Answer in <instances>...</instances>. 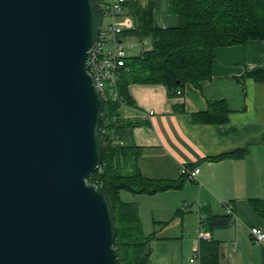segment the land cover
<instances>
[{"label": "water", "instance_id": "1", "mask_svg": "<svg viewBox=\"0 0 264 264\" xmlns=\"http://www.w3.org/2000/svg\"><path fill=\"white\" fill-rule=\"evenodd\" d=\"M97 0H0V264H120L89 71Z\"/></svg>", "mask_w": 264, "mask_h": 264}, {"label": "crops", "instance_id": "2", "mask_svg": "<svg viewBox=\"0 0 264 264\" xmlns=\"http://www.w3.org/2000/svg\"><path fill=\"white\" fill-rule=\"evenodd\" d=\"M148 2L153 4L154 28L180 25L170 12V0H127L126 14L134 29L137 7ZM143 43L135 55L149 48L148 41ZM257 69V76L264 75L260 40L216 49L212 79L198 88L187 84L171 96L163 85L129 86L137 110L127 116L149 124L133 130L142 175L179 183L184 167L201 170L196 180L186 179L177 189L134 195L136 202L131 203L151 237L149 264H200L201 254L192 262L200 253L199 229L218 242L219 264H264V243L251 235L253 228L264 233V80L247 76ZM213 102L225 105L228 122L208 124L203 117L195 122L192 115L205 113ZM240 151L245 155L226 157ZM206 215H228L232 222L227 228L206 230L201 227Z\"/></svg>", "mask_w": 264, "mask_h": 264}, {"label": "trees", "instance_id": "3", "mask_svg": "<svg viewBox=\"0 0 264 264\" xmlns=\"http://www.w3.org/2000/svg\"><path fill=\"white\" fill-rule=\"evenodd\" d=\"M170 12L179 17L177 28L156 29L153 26V4L139 5L136 11L137 28L125 36L149 42L138 55L129 56L120 70L114 88L117 98L109 91L104 104V152L98 171L88 182L101 187L109 195L116 218L115 249L120 264H149L151 237L143 231L138 207L123 202L122 192L153 195L181 187L179 183L152 181L145 178L137 166L140 149L133 143V130L149 125L127 116L137 106L129 93L132 84H158L166 87L171 96L187 85L200 87L212 79L215 50L241 46L249 41L264 42V0H170ZM261 69L247 73L256 80ZM229 111L222 102L210 103L205 113L193 114L195 122L203 117L208 124H225ZM245 152L227 155L238 157ZM217 159V158H216ZM264 203V201H263ZM264 215V208L261 211ZM232 220L228 215H206L202 226L206 230L227 228ZM200 264L218 263V242L201 241Z\"/></svg>", "mask_w": 264, "mask_h": 264}, {"label": "built area", "instance_id": "4", "mask_svg": "<svg viewBox=\"0 0 264 264\" xmlns=\"http://www.w3.org/2000/svg\"><path fill=\"white\" fill-rule=\"evenodd\" d=\"M97 2L103 12V25L98 40L90 51L89 71L101 98L106 97L109 91L113 93L114 98H117L114 88L118 82L120 70L129 57L128 50L143 47L144 43L134 37L125 36L127 31L135 30L131 19L126 14L127 0H97ZM200 172L199 168L184 167L182 176L187 180H196ZM227 213H233L231 206L227 207ZM251 235L256 242L264 243V233L261 230L253 228ZM198 239L200 242L209 240L210 235L199 229ZM199 257L198 252L192 262Z\"/></svg>", "mask_w": 264, "mask_h": 264}, {"label": "rangeland", "instance_id": "5", "mask_svg": "<svg viewBox=\"0 0 264 264\" xmlns=\"http://www.w3.org/2000/svg\"><path fill=\"white\" fill-rule=\"evenodd\" d=\"M139 50H141L140 47L139 48H135V49H129L128 50V55L129 56L135 55ZM134 195H138V194H131L130 192H123V193H121V199H122L123 202L131 203V202H134L137 199ZM139 203H141L140 200H139ZM142 207H143V205H142ZM155 234L157 235V233H155Z\"/></svg>", "mask_w": 264, "mask_h": 264}]
</instances>
